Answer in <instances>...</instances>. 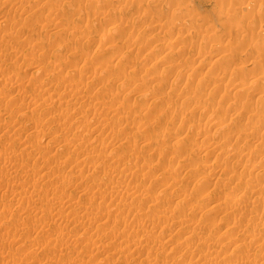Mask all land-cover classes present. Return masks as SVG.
<instances>
[{
	"label": "bare ground",
	"instance_id": "1",
	"mask_svg": "<svg viewBox=\"0 0 264 264\" xmlns=\"http://www.w3.org/2000/svg\"><path fill=\"white\" fill-rule=\"evenodd\" d=\"M22 1L23 0H0V7H9L11 10L10 7L14 9V7H20L23 4L27 5L25 3L22 4ZM47 1L49 5H47L46 2L45 4L46 6H50L48 8L49 10H47L45 15V11L44 13L42 12L44 16L39 19V22H35L39 23L41 28L46 29L51 26L52 21L54 23L53 19L56 18L52 16L56 14L59 17H63V14L64 16L66 14L74 15L77 19V23L73 22L74 19H72L71 16L73 20L72 22L70 21L71 24L69 21H66L69 23L68 25H70L66 27L68 29L63 28L64 31H58L59 20L57 18L58 27L55 25L56 30L51 32L54 25L53 27L51 26L52 28L49 27L51 28L49 31L51 33L48 35L49 37H53L52 42L47 44L49 48L47 46L46 49L41 51L43 55L45 53L47 55V64L44 62L45 65L40 63L37 65L38 63L36 64L33 61H29L31 60L30 58L27 59V65H33L34 63L31 76L41 72L44 78V80H40V82L37 83H35V80L33 81L31 77L28 78L30 80L32 79V84L30 83V85H34L35 87L33 86V88L37 92H32L34 95L32 94L29 99L24 98V94L21 96V92H19L21 93L20 95L8 93L9 97L7 98L14 106L16 105V110L10 108V106L13 107L11 103L6 104H10L9 107L0 105V115L3 114V118L1 117L0 119V129L2 128V130H4L0 134L1 137H5L9 140L3 143L4 141L1 139L2 143L0 142V178L4 176V174L8 175L10 179V176H13V180L17 177V180L15 182L13 181L14 186H12V181H10V189L11 191L13 188L18 189L17 193H13L14 190L12 193L14 197L17 196L18 204L17 202L15 204H17L16 208L20 205L19 209L21 213H19V211L15 213L11 211L14 215L19 213L18 215L21 214L24 216L25 214V216H31V219L33 217V224L31 221L29 222L30 224H28L32 226L29 231L31 230L32 233H39V236L41 234L45 240L42 239L43 243H39L37 240L38 238L34 239L32 237L33 240L29 241L28 247H26L27 245L23 247L24 243L21 242L22 240L19 241V243L21 242L22 244L17 243L18 239L22 236H19L20 238L17 236L18 239H15L14 236L20 234L17 233L14 235L16 232L13 231V228L7 227L9 225L8 223L7 226L3 225V228H9V230L11 228L13 230L1 231L4 233L0 232V245L5 243L6 246L10 244L11 247V245L14 246L13 244H15V242L16 245H18H15L16 248H14L15 251L13 252L6 250V252L0 251V263L28 264L25 260L27 258L32 262L31 264H99L104 261H108L106 262L107 264H109V262L112 264L111 262L114 260L113 257L121 258L123 254L125 255L127 252L130 258L123 259L124 264H130L132 260H138L136 262L137 264H264V0H200L203 6H205L203 16L210 20L215 18L220 26L218 30H221V32H218L217 29L216 31L213 30V26H207L208 33L199 35L198 32L196 33L198 30L197 25V30L194 33H188L187 30L189 29L186 28L187 30L185 29V32L187 33H181L182 35L179 33V35L175 37H173L174 29L180 25L185 27L190 21L183 22V20L179 22L183 19L182 15V18L179 16V12L181 13L183 9V4L181 3L183 0H170L169 4H166L169 6L173 5V8L175 6V10L176 7L181 8L179 11L178 9L176 10V13L178 11L177 17H173L176 13L172 14L173 16L170 22L168 21L169 23L164 20L165 23L169 24L168 26L170 29H166V32H168L167 35L170 38H167V35H161V33L156 30L168 28L164 26V21H161L163 17L160 19L156 18L157 20L153 17V14L154 16L156 14L162 15L164 11L162 8L164 3L160 4L162 0H145L144 3H142L143 0H81V4L80 0H61L63 1V5L58 3V0L57 2H52V0H50V2L49 0ZM41 2H43V0ZM115 2L120 4H116ZM186 2L184 0V3ZM35 3L33 2V4ZM133 3H135V5H133ZM31 4L32 3H30L29 6H32ZM121 4L124 6H121ZM24 5L22 7H24ZM183 6H185L187 10L190 7L188 4H184ZM193 6L196 7L192 5L191 9H193ZM124 7L126 8L123 9ZM32 8H30V10ZM171 8H169V11ZM20 9L18 8V10ZM34 9L38 10L39 13H36L37 15H41L38 8ZM130 9H133L131 10L133 11V13H131L132 20H127L126 14L129 13L128 11ZM191 9L190 11L192 12ZM14 11L15 10H13V12ZM166 11H168V8ZM193 11L195 10L193 9ZM30 13L31 12H29V14ZM27 14H25V16ZM185 14L189 16L187 15L189 14L188 12ZM191 14H193V12L190 13L189 18L191 17L193 19V17H196H192ZM11 17H13V15ZM16 17L18 18V16ZM178 17L181 19L175 20L176 18L178 19ZM152 18L155 19V21L152 20ZM64 19H66V17ZM194 19L196 22L198 20L199 22L201 21L200 24L203 23L202 21H205L203 18ZM10 20H14L13 22H15L16 19ZM18 20L19 19H17V21ZM29 20H31L30 17ZM33 20L36 19L34 18ZM136 21L137 23L143 22L142 24L139 23L143 25L141 26L142 28L145 24L148 25L146 31L142 30L144 36L141 35L142 31H137L138 29L135 28ZM147 21L150 23H146ZM28 23L25 22L24 24L26 25H20L22 28H24V26L26 27L24 33L21 35L28 33L26 30L27 28L31 29L29 28L31 26H27ZM128 23L131 28L128 26ZM190 23L189 27H191L192 24L194 25V22H192L191 25ZM16 24L17 23H15L14 26ZM30 25L33 24L30 23ZM61 25L62 24H60V26ZM18 26L19 25H17L16 28H18ZM149 26L150 28H154H152L150 32H148V29H150L148 28ZM2 29H4V27L0 30ZM202 29L200 28L199 32L202 31ZM8 30L9 29H4L6 34H2V31H0V43L3 42V35L9 36L11 34L12 29L11 32H8ZM18 32L20 33L21 30ZM34 32L32 30L33 34ZM144 32H148L150 35L149 38L154 39L151 42L148 41V45H145L146 47L148 46L147 48L140 45L143 43L138 41L140 40L138 37H146ZM48 35L46 37H48ZM10 36L12 37V35ZM10 36L8 39L11 38ZM18 36L19 35H17L16 38ZM25 38L24 36V39ZM13 39H15V37L12 38V40ZM19 39L17 38L16 41ZM7 40L5 42H7ZM30 40L31 39H29V41ZM48 40L50 39L48 38ZM24 41L27 40L25 39ZM34 41H32V43ZM36 41L35 48L37 46ZM39 41L42 42L41 39ZM81 41L93 47L92 52L89 51L90 54L79 45ZM141 42L145 41L141 40ZM7 43L4 45L5 47L2 46L3 48L1 45L4 44V42L0 44V65L3 61L8 62L9 60L8 58H4L7 55L5 54L6 51H14L12 52L15 53L13 54L14 56L19 52L16 50V53L12 45L10 47L6 46ZM23 44L24 43H22V46ZM178 45L184 46L178 47ZM19 46L21 45L19 44ZM208 46L215 49L216 52L218 51V54L216 53V55L214 54L215 56H213L212 52L215 51H211L210 49L211 53L208 52L209 55L204 53V55L203 52L208 48L205 50L203 49ZM34 47L31 46V50H33ZM63 49H65L66 52H63ZM153 50L154 53L158 52L156 50H159L158 53L160 56H158V53H156V55L153 54L155 56L151 55ZM138 51L141 53L139 57L135 56L136 54H140L136 53ZM21 52L23 51L21 50ZM192 52L194 57H190ZM21 54L19 53L16 56V60L24 62V58L18 60V56H24L26 58L25 54ZM184 55H189L190 61L192 58L199 59V61L201 60V64L202 62L204 63L206 57V61H211L207 64V66L211 64V67L209 66V69L207 68L208 72L205 73L206 70L204 71L205 75L203 74L201 78L197 79L195 86L193 85L194 81L193 84H190V82L196 80L195 78L198 77V75L194 78L192 73L194 75L195 72L197 74L199 71L194 70L192 67L194 72L190 70L188 72L187 67L189 66L187 63L189 61L187 63L185 62V60L187 61L188 59L183 58L184 61L181 59ZM200 55H202V57H200ZM35 58L36 57H34V59ZM41 59L42 58H40V60ZM5 62H3V66H5ZM40 62H42V60ZM195 62L196 60L193 63L195 64ZM11 63L12 62H10L9 66H11ZM199 64L198 62L197 65L199 66ZM12 66H15L14 62ZM18 67L16 66V68H13L17 69ZM204 68H206V66L202 68L201 72H203ZM15 73H17V75L19 74L18 71ZM153 74H155V76H153ZM13 75H5L1 72L0 83L4 82L7 84V82H9L13 84L11 82L14 80L12 79ZM170 75L174 76L173 81L170 78L171 82L168 79ZM18 76L20 77V75ZM39 76L41 77L40 74L36 77L40 79ZM14 77L17 78L18 81L21 79L17 77L16 74L13 78ZM52 77L54 79H52ZM190 77L191 80L189 81ZM181 78H185L186 83L185 80ZM146 79L150 80V83H153L152 86H157L151 87L149 85L151 89L148 90L151 92H145L146 88H141ZM180 80L181 84L183 82L185 83V87H183L184 89L181 91L179 88L180 85L178 86ZM168 81L169 91H174L178 98H182L180 99L181 101H191L188 106L175 107L177 105H175L174 102H176L178 98L175 100L173 96L175 100L173 102L170 99L171 96L168 94L169 92H158L160 89L162 91V85L164 86ZM20 82L22 81L20 80ZM109 82H113L115 86H107ZM17 83L14 84L19 88ZM190 85H193V87ZM0 86H3V84H0ZM177 86L178 93H176ZM207 87L211 89L208 91L206 89ZM6 90L11 92L8 88ZM27 91L30 92V90ZM132 91H136V95H134L133 99L136 97L137 99L145 101L142 103L144 105L141 103L139 104V102L138 104L133 103L134 101L130 104L129 100H127L128 103L119 99L121 96H119L120 92L127 95ZM6 92L7 91H3L0 87V103L4 96L6 97ZM218 93H221L219 98L221 101L219 99L218 102L217 100L213 101ZM30 94L31 93L28 95ZM160 94L161 96H159ZM150 95L151 98L149 97ZM148 100L149 103L146 102ZM160 102H162L161 104H163V106L159 105ZM64 104L69 105L73 110L72 112L77 111L75 115L69 114L68 110L71 109L64 107ZM186 104L187 103H185V105ZM190 105H192L191 108ZM39 107H41L43 111L47 110L46 114H49L46 119L43 114L45 121H42L40 118L41 111L39 113L36 112V115L33 114L35 113V108ZM48 109L52 110L48 111ZM194 109L196 112L200 110L201 114L205 113L204 116L202 115V118L207 115V119L204 118L205 120H203L198 117V119L190 120L188 115L192 114V111L195 112ZM12 115H16L17 119L18 117H23L25 118V120H23L24 122L27 121V123L33 124V130L30 132V135L33 134V137L36 136V138H32L27 133L28 136L24 133L26 137L23 139L22 137L19 138V134H21L19 131H22L23 127L14 125L13 122L15 121L13 118H15V116L11 117ZM114 115L115 117L117 115L118 118H114ZM154 116H158L159 118L166 116L170 117V119L172 117V123L174 124L175 121L178 120L180 123L179 127L182 129H176L177 131L174 130V132L172 131V126L171 131H167L166 129L160 131L159 126V131L157 132L158 129L154 130L155 125L152 127L153 124L151 126L149 124L156 120L153 119ZM192 117L190 116V118ZM113 118L117 121L118 119L121 120L124 124L122 125V123H119L122 125L119 127L117 124L118 122L115 120L117 126H114L112 123ZM151 120L154 121L151 122ZM159 121L160 119H158L157 122ZM164 122L167 123L169 121L166 122L165 120ZM161 123L163 124V122ZM46 124L49 128H52L53 131L51 130L52 134H49L48 139L46 138L47 140L43 147L40 143V136H44V134L48 132H44L45 130L43 131V127L41 126H45ZM154 124H156V122ZM22 125L24 124L22 123ZM175 127L177 126L175 125L174 128ZM88 129H92L94 133L98 132L92 135L88 133L90 132ZM86 130L89 135L85 134ZM70 131H72V133L68 135ZM100 132L102 135L105 133L106 136L100 137ZM170 132H174V134ZM190 133L193 137L197 134L200 136L192 139L193 137H190ZM29 137L31 138L30 140H28ZM182 137H186V139L190 137L188 139L189 143L191 144L194 142L192 146H190L189 143L188 145L190 147H188L187 144L185 145L184 142L186 141H184ZM190 139L194 141L191 142L192 140ZM182 140L184 142H182ZM248 141L255 144L247 146V150L243 149L242 151L244 152H242V154H237V156L248 157V159L255 157L253 161L251 160L255 164L253 166L254 174L245 173L247 162L245 163L243 161L245 164H242L241 160L243 158H241V160H235L239 166H243V172L238 174L237 172L239 171L237 168V172L235 173L234 168L230 169V166L228 167V164H226L225 157H231L232 159L236 153L241 152L239 151V145L242 144V142L246 145L244 142ZM232 142H234V144L235 142L241 143H236L239 145L234 147L232 144L230 145ZM14 143L17 144V148L12 147V145L15 146ZM50 144H54L52 146L53 148H50L53 150L46 149ZM166 147L170 151L168 155L165 154L167 150ZM51 151L53 152L51 153ZM190 151L195 154H197V151H199V153L204 152L203 155L205 156H216L211 158V163H207L210 162V159H208L209 161L206 160L207 164L204 162L203 164H206L204 166L201 158H199L201 162L200 160H197L198 162L194 161L197 163L200 162L202 164L200 168H204L203 171H201L203 175L198 173L201 175L199 178H197L198 175L195 176L194 174L193 176L195 179L197 178V181L193 179L194 182L196 181L195 186H197V188H195L194 191L191 190L192 192L188 190L189 193H187V186L184 184L183 187L185 186L187 195H184L182 192V194L177 193V196H175L177 199L173 197L175 201L171 198L173 202L167 204L165 200L167 201V198H170L171 194L167 196L168 192L166 191L171 188V191L176 190L175 187H178L176 182L178 178H180L178 176V172H180L178 168L181 169L182 167L180 162V167H177V169H172L175 167L170 168V164L173 161L175 162V160L183 162L185 159L186 161V156H190ZM120 152L121 154H119ZM172 152L175 153V156H171L172 154L170 153ZM185 153H188V155H184ZM61 154L64 156L62 159ZM146 155L149 157H146ZM183 155L185 158L183 157V160H178L179 157L181 158ZM30 157H35L33 163L30 162ZM156 157L159 162L154 161ZM166 157H168V163L164 164L167 165H153L156 164V162L161 163L160 159L165 160ZM208 157L206 156L205 158ZM152 158L155 162L153 164L150 162ZM245 160H247V158ZM36 162H38V164H36ZM231 162L233 163L234 161ZM185 163L187 164V162ZM174 165L176 164L174 163ZM187 165L185 166L184 164V168L187 167ZM233 165L234 164L231 166L234 167ZM110 166L111 169L106 168ZM192 166L194 167V165ZM192 166H189V168ZM214 166L221 168L220 171L229 169L228 172H225V181L219 179L220 177L218 175L220 173L213 177L215 181L209 178V174L211 170L214 169ZM237 166H235V168ZM207 167L211 168L209 169ZM184 168L183 170H185ZM66 169L71 171L70 176L69 174H65V171H67ZM153 169L156 171L154 170L155 172H152ZM161 169L162 173H159L158 176L156 175L157 179L155 177V180H153L156 182L157 188L152 190V192L158 190L154 195L151 193L153 195L151 197V191H148L149 187L148 185L146 186V182L151 176L153 177L154 173L159 170L161 171ZM191 174L192 172L189 175ZM160 175L163 176L161 179H165L167 176V178H169V180L167 179L168 182L166 179L164 180L165 182H162L163 179L162 181L160 180ZM8 176H6L7 180ZM182 176H184V174ZM146 177L149 178L144 181ZM187 178L190 177L187 176ZM183 180L185 181L186 178ZM0 181H5V179H0ZM153 181L151 180L150 183ZM219 181H222V183ZM226 182L227 184H234V188L230 185L232 189L224 194H220V192H224L221 188L224 186H222V184ZM6 183L5 181V184ZM181 184H183V182ZM216 185L220 186L217 188ZM150 186H152V184ZM7 187L9 188L10 186L7 185ZM216 188L219 189V192L218 190L216 191ZM179 189H181V187H179L178 190ZM70 190H77L78 195H72V193L69 192ZM9 194L11 195V193ZM196 196L199 197V200ZM10 197L12 198L13 196ZM84 198H86L87 201H83ZM13 199L14 198H12V200ZM6 200L4 202L5 204L7 203ZM203 200H205L207 207L201 211L197 218H195L194 215L193 218L188 217V213L196 208V203L199 206L200 202ZM168 201L170 202V200ZM4 203L0 202V204ZM145 204L149 208L142 211ZM9 206L11 205L9 204ZM4 209L6 210V207L3 209L0 208V230L3 218L8 214L3 211ZM7 210H9L8 207ZM215 210H219L220 213H215ZM63 212H65V214ZM20 217L17 218L16 216L18 221ZM53 219L58 222L59 220L62 221L60 223H64L65 226L71 227L70 225H72L75 227V230L79 232H73L74 230L67 229L65 226L64 228L63 226L59 228L57 225L55 227L54 224L57 223V221L53 222ZM7 220H10V218ZM12 222L13 221H11V223ZM92 222L96 224L91 225ZM222 223L225 224L222 226ZM173 225L174 230L169 232L170 234L168 233L165 236L160 234V232L170 229ZM14 226L17 227L16 225H13V227ZM76 227L78 228L76 229ZM17 228H19V226ZM98 228H103V230L100 232ZM20 229L21 227L19 230ZM215 229L219 230L218 233L214 235ZM29 231L27 233L32 234ZM105 236V240L102 241ZM215 237L222 238L219 246L215 244ZM27 240L28 238L26 241ZM165 243H169L167 249L172 253L171 256L170 254L168 255L170 259L168 256L166 258L164 254V249H166L164 247ZM8 246L6 249L9 248L10 250L12 247L10 248ZM104 248H107L108 251L100 253ZM64 255H67L66 258H63ZM94 256H96V262L92 260ZM110 259L112 260L110 261ZM113 262L115 263V260Z\"/></svg>",
	"mask_w": 264,
	"mask_h": 264
},
{
	"label": "rangeland",
	"instance_id": "2",
	"mask_svg": "<svg viewBox=\"0 0 264 264\" xmlns=\"http://www.w3.org/2000/svg\"><path fill=\"white\" fill-rule=\"evenodd\" d=\"M23 1H24V2H23ZM23 1H22V4H23V3L27 4V5H24V4H23L24 7H22L23 5L20 6V7H19V6H18V7H14V9H12L13 7H10L11 10L9 9V7H7V8H6V7H0V8H1V11H0V12H1V13H0V17H1V18H0V27H1V28L4 27V29H9L8 32H9V31L11 32V29H12V32H11V34H10V35H12V37L9 35L11 38L8 39V37H9L8 35H3V38H2L3 40H2V41L4 42V44H2L3 42L0 43V44H2L1 47L4 46V45L8 42L6 46L10 47V46L12 45L15 51H16V50L19 51L18 53H17V51H16L17 54H16L15 56L13 55V54H15V53H12V52H14V51H11V52H10V51L8 50V51L5 52V54H7V55H6L4 58H5V59L8 58L9 60H8V62L3 61V62H5V66H3L4 64H3V62H2V64L0 65V66H1V67H0V73L3 72L5 75H7V74H9V75H13V74H14V75H15V74H16L17 77H19L18 75H20L19 78H21V79H19V81H18L17 78H15V77L13 78V76H14V75H13V76H12V79H14V80L11 81L13 84H11V83H9V82H7V84L4 83V82H1V83H0V84H3V86H0L1 89H2L3 91H7V92H6L7 94L5 93V94H6V97L4 96V98L1 100V103H0L1 106H2V105H6L7 103H11V102L9 101V99L7 98V97H9L8 93H11V94H12V93H16V94H19V95L22 93L21 96L24 94L26 97H25L24 95H23V97L26 98V99H29L30 96H31L32 94L34 95V93H32V92H35L36 90L33 88L34 85H33V86L30 85L31 80L33 79V81L35 80V83H37V82H40V80H41V81L44 80V78L42 77V73H41V72L39 73V74L41 75V77L39 76L40 79H38V77H36V76L39 75L38 73H37V74L35 73L34 75L32 74L33 76H31V71L33 70V69H32V66L34 65V63H36V64L38 63L37 65H39V63H40V64H44V62H45V64H47V63H46V60H47L46 57H47V55H46V53H45V54H44L45 57H44V55L41 53V51H42L43 49H46V48H47V46H48L47 44H48V43L50 44V42H52V38H53V37H51V36L49 37L48 34H50L53 30H54V31L56 30V29H55V25H57V21H58V20H59V23H60V22H63V23H60V24H62L61 26H60V24L58 23L59 28H57L58 25H57V27H56L58 31H59V30H60V31H64L63 28L68 29V28H66V27L70 26V25H68V24H69V23L71 24V22L73 21L72 19H74L73 22H76V23H77V19L75 18L74 15L66 14L67 16H66V15L64 16V14H63V17H64V18L66 17V19H64L62 16L59 17V16L56 14L55 16H52L53 18L56 17L55 19L52 18V19L54 20V23H53V21H52V24H51L52 27H53V25H54L53 29H51V28H52L51 26H49V27H51V28L47 27V28H48V29L46 28L47 30H46L45 28H41V27H40V24H39V23H35V22H39V19H41V18L46 14L47 10H49L48 8H49L50 6H46V4H47L48 1H47V0H46V1L43 0V2H41L42 0H41V1H39V0H28V1L23 0ZM60 1H61V0H58V3H61V5H63V1H61V2H60ZM162 1H163V2H162ZM162 1L160 2V4H163V3H164V4L162 5V8L164 9V11L162 12V15L160 16V15L156 14V15L154 16V14H153V17H155V19H156V18H157V19H158V18L160 19L161 17H163V20H162V18H161V21H162V22H163L164 20H165L166 22H168V21L170 22V19H171V17L173 16L172 14L176 13V10L178 9V11H179V9H181V8H179V7L177 8V7H176V10H175V9H174L175 6H174V8H173V7H172L173 5H170V6L172 7V8H171V7L168 5L170 0H162ZM166 1H168V2H166ZM180 1H181V0H180ZM28 2L32 3L31 5L33 6V8H32V6H29L30 3H28ZM33 2H34V3L36 2V3H35L36 5L33 4ZM38 2H39V3H38ZM40 2H41V4H40ZM45 2H46V4H45ZM49 2H50V0H49ZM52 2H57V0H52ZM144 2H145V0H143L142 3H144ZM185 2H186V0H185ZM82 3H83V2H82ZM115 3H116V2H115ZM166 3H168V4H166ZM181 3H182L183 5H184V4H188V6H190V7H189L190 9H191V6H192V5H195L196 7H194V6L192 7L195 11H193V9H191L192 12H193V14H191V15H192V17H193V16H196V17H193V19L190 17V18H191V19H190L189 16H190V13H192V12L190 11L189 8H188V10H187V9L185 8V6L182 5L183 9H182L181 13L179 12V16L181 17V15H182L183 19H181L182 17H181V18L178 17V19H177V18H176V19L174 18L175 20H180V19H181L179 22H181V21H183V20H184L183 22H185V21H186V22H189V21L191 22L192 20H195L194 18H196V19H197V18H199V19L203 18V19H205V21H202V22H203V23H202L203 25L200 24L201 21L199 22V20H198L197 22H196V20H195V21H192V22H194V25H193V24L191 25L192 22H191V23L189 22L190 25H191V27H189V23H187L186 25H188V26L185 25V27L180 25V26H178L177 28L174 29L173 37L179 35V33H180V34H181V33H182V34L187 33V32H185V29H186V28L189 29V30L186 29V30L188 31V33H194V32L197 30V29H196V28H197V25H198V30L196 31V33L198 32L199 35H205L206 33H208V32H207V29H208V28H206L207 26H213V30L216 31V29H217L218 32H221V30H218V29L220 28V26H219V23L215 20V18H214L213 20H210L209 18H206V17L203 16V15H204V9H205V6H203V3H201L200 0H189V1L187 0L186 3H184V0H183V1H181ZM42 4H43L44 6H43ZM80 4H81V0H80ZM116 4H120V3H116ZM136 4H138V3H136ZM191 4H192V5H191ZM39 5H40V6H39ZM47 5H49V3H48ZM129 5H130V4H129ZM133 5H135V3H133ZM166 5H167V6H166ZM26 6H28V7H26ZM41 6L44 7V8H42ZM121 6H124V5L121 4ZM40 7H41V10H40ZM46 7H47V8H46ZM2 8H4L5 11H4V9H2ZM18 8H19V9L21 8V9L18 10ZM30 8L33 9V12H32V9L30 10ZM34 8H38L39 11H40V13H41V15H39V14L37 15L36 13H39V12H38L37 9H36V10H37V11H36ZM45 8H46V9H45ZM125 8H126V7H124L123 9H125ZM167 8H168V11H166ZM169 8H171L172 11H171V10L169 11ZM42 9H43V11H42ZM2 10H3V11H2ZM13 10H15L16 12H15V11L13 12ZM28 10H29V11H28ZM34 10H35V13H34ZM131 10H133V9H130V10L128 11L129 13L126 14V19H127V20H130V19L132 18V17H131V16H132L131 13H133V11H131ZM173 10H174L175 12H174ZM44 11H45V13H44ZM178 11H177V13H176L177 15L174 14L173 17H177V16H178ZM185 11L189 13V14H187V15H189V16H186V14H185L186 12H185ZM2 12H3V13H2ZM29 12H31V13L29 14ZM42 12L44 13V15H42V14H43ZM68 12H69V11H68ZM166 12H167V13H166ZM169 12H171V13H169ZM5 13H6V14H5ZM13 13L16 14V15H14ZM27 13H28V14H27ZM33 13H34V15H33ZM168 13H169V15H168ZM9 14H10V15H9ZM17 14H19V15H17ZM25 14H27V15L25 16ZM170 14H171V15H170ZM12 15H13V17H11ZM31 15H32V16H31ZM36 15H37V16H36ZM167 15H168V16H167ZM6 16H7V17H6ZM16 16H18V18H17ZM19 16H20L21 19L19 18ZM22 16H23L24 18H23ZM34 16H36V17H34ZM68 16H70V17H68ZM71 16H72V19H71ZM129 16H130V17H129ZM185 16H186V18L184 19ZM4 17H5V18H4ZM15 17H16V18H15ZM29 17H30L31 20H29ZM37 17H38V18H37ZM39 17H40V18H39ZM73 17H74V18H73ZM187 17H188V18H187ZM3 18H4V19H3ZM25 18H26V20H25ZM32 18H33V19L35 18L36 20H33ZM57 18H58V20H57ZM69 18H70V20H69ZM10 19H16V20H15V22H13L14 20L11 21ZM17 19H19L18 21H20V22H18ZM67 19H68V20H67ZM155 19L152 18V20H154V21H155ZM157 19H156V20H157ZM172 19H173V18H172ZM188 19H189V20H188ZM21 20H22V21H21ZM60 20H62V21H60ZM131 20H132V19H131ZM1 21H2V22H1ZM16 21H17V22H16ZM23 21H24V22H23ZM28 21H29V23H28ZM32 21H34V22H32ZM66 21H69V23L66 22ZM70 21H71V22H70ZM165 21L163 22V23H164V26H165V27H168V28H164L165 30H164V29H156L159 33H161V35H164V36H166L167 33H168V32H166V31H167L168 29H170V27L168 26V25H169V24H168L169 22H168V23H165ZM171 21H172V20H171ZM12 22H13V23H12ZM21 22H23V23H21ZM25 22L28 23V24H27L28 27L31 26V27H29V28H31V29L33 30V32L35 31L34 34H33L31 29H28V28L26 29V30L28 31L27 34H28L29 37L27 36L26 33H25L26 35H25V34H23V35L26 37L25 39H26L27 41H24V40H25V39H24V36L21 35L22 33H24L26 27L24 26V28H22V26H20V25L24 24ZM195 22H196V25H195ZM4 23H8V24H4ZM15 23H17V24L14 26ZM18 23H21V24H18ZM30 23L33 24V25H30ZM55 23H56V24H55ZM139 23L142 24L143 22H139ZM139 23H137V21H136V27H135V28L138 29L137 31H142V30H145V31H146L148 25L145 24V26L143 27L144 29H143V28L141 27V26H143V25H141V24H139ZM146 23H150V22L147 21ZM198 23H199V24H198ZM214 23H215V24H214ZM9 24H10V26H9ZM35 24H36L37 26H36ZM138 24H139V25H138ZM6 25H8V26H6ZM11 25H12V26H11ZM17 25H19L18 28H16ZM24 25H26V24H24ZM38 25H39V26H38ZM128 26H129V23H128ZM134 26H135V25H134ZM192 26H194V27H192ZM38 27H39V28H38ZM61 27H62V28H61ZM129 27H130V26H129ZM129 27H127V28H129ZM140 27H141L142 29H141ZM1 28H0V29H1ZM130 28H131V27H130ZM130 28H129V29H130ZM148 28H150V26H149ZM152 28H153V27H151L150 29H148V32H150V30H152ZM200 28H201V29L203 28V29H205V30L202 29V31L199 32V29H200ZM4 29L0 30V31H2V34H6V31H4ZM13 29H14V30H13ZM17 29H18V30H17ZM23 29H24V30H23ZM38 29H39V30H38ZM40 29H41V31H40ZM50 29H51V32H49ZM139 29H141V30H139ZM153 29H154V28H153ZM166 29H167V30H166ZM180 29H181V30H180ZM20 30H21V32L19 33L18 31H20ZM22 30H23V31H22ZM36 30H37V31H36ZM159 30H160V31H159ZM176 30H178V31H176ZM182 30H183L184 32H183ZM15 31H16V32H15ZM39 31H40V32H39ZM189 31H190V32H189ZM36 32H37V33L39 32V33L37 34ZM148 32H146V33L144 32L146 37H141V38L138 37V38L140 39V40H138V41H139L140 43H143V44H140V43H139L140 45H143V46L148 45V44H147L148 41L151 42L152 40H154L153 38H149L150 35L148 34ZM164 32H165V34H164ZM29 33H31V34H29ZM142 33H143V31L141 32V35L144 36V34H142ZM176 33H178V34H176ZM204 33H205V34H204ZM16 34L19 35L17 38H18V39L20 38L18 41H16V40H17V38H16L17 35H16ZM36 34H37L38 36H37ZM39 34H40V36H39ZM182 34H181V35H182ZM34 35H35V36H34ZM47 35H48V37H46ZM141 35H140V36H141ZM4 36H5V37H4ZM20 36H22V37H20ZM14 37H15V39L12 40V38H14ZM39 37H40V38H39ZM166 37H167V38H170L168 35H167ZM4 38H5V39H4ZM21 38L24 39V40H22ZM32 38H33L35 41L37 40V41H36V43H37L36 48L34 47V46L36 45V44H35V41H34ZM37 38H38V39H37ZM48 38H49L50 40H48ZM7 39H8V40H7ZM29 39H31V40L29 41ZM40 39H41L42 42L39 41ZM43 39H44V40H43ZM46 39H47V40H46ZM145 39H146V40H145ZM6 40H7V42H5ZM141 40L145 41L146 43H145V42H141ZM224 40H225V39H224ZM10 41H11V42H10ZM22 41H23V42H22ZM32 41H34V42L32 43ZM46 41H47V42H46ZM0 42H1V41H0ZM21 42L24 43V44H23L24 48H23ZM27 42H30V43H27ZM10 43H12V44H10ZM14 43H15V44H14ZM25 43H26V44H25ZM38 43H39V45H44V46H39ZM41 43H42V44H41ZM84 43H85V42L81 41V42L79 43V45L82 46V47L84 48V50H85V51H88V53L90 54L89 51L92 52V50H93L92 48H93V47H92V46H89V44H87V43H85V44H84ZM16 44H17V45H16ZM19 44H20L21 46H19ZM27 44H28V45H27ZM81 44H82V45H81ZM139 44H138V45H139ZM182 44H183V43H182ZM184 44H185V43H184ZM84 45H85V46H84ZM149 45H150V43H149ZM17 46H18V47H17ZM31 46L34 47L33 50H31ZM38 46H39V47H38ZM143 46H142V47H143ZM183 46H184V45H183ZM183 46H182V45H178V47H183ZM4 47H5V46H4ZM40 47H41L42 49H41ZM50 47H51V46H50ZM142 47H141V48H142ZM145 47H146V46H145ZM147 47H148V46H147ZM147 47H146V48H147ZM2 48H3V47H2ZM21 48H22V49H21ZM48 48H49V46H48ZM141 48H140V49H141ZM149 48H150V46H149ZM203 48H204V47H203ZM206 48H208V49L205 50ZM88 49H89V50H88ZM210 49H211V51H215V52H212L213 56H215L216 53L218 54V51L216 52L215 49H212V48H210L209 46H208V47H205V48L203 49V50H205L204 52L202 51L203 54L205 53V54L207 55L208 52L211 53ZM21 50H22L23 52H21ZM39 50H40V52H39ZM149 50H152V49H149ZM208 50H209V51H208ZM85 51H84V52H85ZM139 51H140V50H139ZM139 51L136 52V53H140ZM141 51H142V50H141ZM156 51L159 52V50H156ZM26 52H27V53H26ZM28 52H29V53H28ZM63 52H66L65 49H63ZM142 52H143V51H142ZM158 52H156V53H158ZM9 53H10V55H9ZM19 53H20V54L22 53L21 55H24V54L26 55V58H25L24 56H23V57L18 56V60L21 59V58H24V62H21V60H19V61L16 60V56H17ZM136 53H135V54H136ZM156 53H154V50H153L152 53H151V55H153V54L156 55ZM11 54H12V55H11ZM38 54H39V55H38ZM65 54H67V53H65ZM158 54H159V53H158ZM203 54H202V55H203ZM205 54H204V55H205ZM214 54H215V55H214ZM29 55H30V57H29ZM42 55H43V56H42ZM140 55H141V53H140L139 55L136 54L135 56H138V57H139ZM155 55H153V56H155ZM202 55H200V57H202ZM204 55H203V56H204ZM208 55H209V54H208ZM210 55H211V54H210ZM158 56H160V54H159ZM191 56L194 57V56H193V52H192V54L190 55V57H191ZM34 57H36V58L34 59ZM156 57H157V56H156ZM187 57H189V55H184L181 59H182L183 61H184V59H188L187 61L185 60L186 63L189 61V62L187 63L188 66H189V67H187L188 72H189V70H190V71H193V69L199 71V72L197 71V72H198L197 74H196V72H195L194 75H193V73H192V76H193L194 78L198 75V77L195 78L196 80H192V81L190 82V84H193V81H194V84H193V85L195 86V84H196V82H197V79H198V78H201V77L203 76L204 71L206 70L205 73L208 72V69H209L208 67H209L211 64L208 65V66H207V64H208V62H209L210 60H209V61H206V60H207V57H206V59L204 60V63L202 62V64H201V62H200L201 60L199 61V59L197 60V59H195V58H192L191 61H190V60H189L190 57H189V58H187ZM11 58H12V59H11ZM28 58L31 59V60H29V61H33V62H34L33 65H32V64H31V65H27V63H28V62H27V59H28ZM40 58H42V59H41L42 62H40V61H41ZM173 58H174V57H173ZM173 58H171V59H173ZM183 58H184V59H183ZM32 59H34V60H32ZM44 59H45V60H44ZM35 60H36V61H35ZM37 60H39V61H37ZM75 60H77V59H75ZM195 60H196L197 63L195 62V64H194L193 62H194ZM10 62H12V63H11V66L13 65V62L15 63V66H12V67L9 66V65H10ZM198 62H199L201 65L199 64V66H198V65H197ZM210 62H211V61H210ZM210 62H209V63H210ZM64 63H65V62H64ZM192 63H193V64H192ZM16 64H17V65H16ZM45 64H44V65H45ZM245 64H248V63H245ZM190 65H191V66H190ZM202 65H203V66H202ZM2 66H3L4 68H3ZM16 66H17V67L19 66V67L17 68L18 70L15 69ZM205 66H206V68H204V69H203V72H201L202 68L205 67ZM250 66H251V65H250ZM10 67H11V68H10ZM13 67H15V68H13ZM192 67H193V69H192ZM197 67H198L199 69H198ZM200 67H202V68H200ZM210 67H211V66H210ZM7 68H8V69H7ZM12 68H13V70H12ZM190 68H191V69H190ZM195 68H196V69H195ZM207 68H208V69H207ZM1 69H2V70H1ZM10 69H11V70H10ZM6 70H7V71H6ZM16 70H17L18 73H19L18 75H17V73H15V72H17ZM4 71H5V72H4ZM9 71H11V72H9ZM7 72H8V73H7ZM13 72H14V73H13ZM159 72H160V71H159ZM193 72H194V71H193ZM11 73H12V74H11ZM138 73H139V72H138ZM195 74H196V75H195ZM199 74H201V75H199ZM135 75H137V74H135ZM204 75H205V74H204ZM153 76H155V74H153ZM189 76H191V75H189ZM192 76H191V77H192ZM30 77L32 78L31 80L28 79V78H30ZM33 77H34V78L36 77L37 79H36V78L34 79ZM168 77H169V76H168ZM181 77H182V76H181ZM191 77L189 78V81L191 80ZM41 78H42V79H41ZM170 78H171L172 81H173L174 76L170 75V77L168 78L169 81L171 82V79H170ZM16 79H17V80H16ZM52 79H54V78L52 77ZM181 79H182V78H181ZM20 80H21L22 82H20ZM23 80H24V81H23ZM37 80H39V81H37ZM134 80H135V78H134ZM182 80H185V83H186V79H185V78H183ZM17 81H18V83H17ZM148 81H149V82H148ZM169 81H168V83H166V84H168V85H166V84H164V86L162 85V87H161V88H162V91H161V89H160L158 92H159V93H161V92H164V93L167 92V93H168V92H169L168 94L172 97V98L170 97V99L174 102V101L176 100V98H178V97L176 96V94L174 93V91H173V92L169 91V88H168V87H169ZM27 82H28V83H27ZM51 82H53V81H51ZM150 82H151L150 80H147V79H146L145 82H144L145 85L143 84V85L141 86V88H142V87H143V88H146L145 92H151V91L148 90V89H151V87H157V86H152L153 83H150ZM14 83H17V85H19V88H18V86L16 87V84H14ZM185 83L183 82V83L181 84V80L179 81L178 86L180 85V86H179L180 91H181L182 89H184L183 87H185ZM4 84H5V85H4ZM9 84H10V85H9ZM31 84H32V83H31ZM24 85H25V86H24ZM109 85H110V87H111V86H112V87L115 86L113 82H109V83L107 84V86H109ZM149 85H150L151 87H150ZM193 85H190V86L193 87ZM7 86H8V87H7ZM10 86H11V87H10ZM13 86H14L15 88H14ZM30 86H32V87H30ZM147 86H148V87H147ZM178 86H177L176 93L179 92V91H178ZM12 87H13V88H12ZM34 87H35V86H34ZM164 87H165V88H164ZM7 88L9 89V91L11 90V92H8V90H6ZM16 88H17V89H16ZM31 88H32V89H31ZM167 88H168V89H167ZM228 88H230V87H228ZM18 89H19L20 91H19ZM206 89L209 91L211 88H210V87H207ZM27 90H30V92H28ZM31 90H32V91H31ZM165 90H166V91H165ZM207 90H205V91H207ZM17 91H18V92H17ZM156 91H157V90H156ZM156 91H154V92H156ZM19 92H21V93H19ZM36 92H37V91H36ZM36 92H35V93H36ZM158 92H157V93H158ZM219 92H221V91H219ZM29 93H31V94L28 95ZM135 93H136V91H132V92H130L129 94L124 95V93L120 92L119 96L121 95L120 97H122V98L119 97V99H120V100L122 99V100H124L125 102H128L127 100H129L130 104H132L133 101H134L133 103H137V104H138V102H139V104H140V103H141V104L144 103L145 101H142L141 99H137L136 97L133 99L134 95H136ZM173 93H174V94H173ZM216 93H217V92H216ZM221 93H222V92H221ZM221 93H218V95H217L218 98H217V97H214V100H213V101H216V100H217V102H218V101L220 100L219 98H220V96H221ZM171 94H172V95H171ZM27 95H28V96H27ZM151 95H152V94H151ZM151 95L149 96L150 98H151ZM159 96H161V94H160ZM173 96L175 97V100H174ZM123 97H124V99H123ZM149 97H148V99H149ZM136 99H137V100H136ZM152 99H153V98H152ZM180 99H182V98L179 97V98L176 100V102H174V104L177 105V106H175V107H178V108H179L180 106H182V107H186V106H188L189 103L191 102V101L188 102L187 100H186V101H183V100L181 101ZM218 99H219V100H218ZM7 100H8V101H7ZM135 100H136V101H135ZM144 100H145V99H144ZM213 101H212V102H213ZM220 101H221V100H220ZM129 102H128V103H129ZM146 102L149 103V100L146 101ZM181 102H182V103H181ZM86 103H87V102H86ZM147 103H146V104H147ZM161 103H162V102H160L159 105H162V106H163V104H161ZM185 103H187V104L185 105ZM11 104L13 105V103H11ZM179 104H181V105H179ZM142 105H144V104H142ZM184 105H185V106H184ZM6 106L9 107L10 104H9V105H6ZM63 106L66 107V108H68V109H69V108L71 109V110L66 109V110L69 111V114L71 113L72 115H75V112H77V111L72 112L73 110H72V108H71L69 105H65V104H64ZM191 106H192V105H190V108H191ZM15 107H16V105H15V106L13 105V107L10 106V108H14V109H12V110H16ZM40 108H41V107H39V108H35L36 110H37V109H38V110H37V111L34 110L35 113H33V114L36 115V112L39 113V112L41 111V112H40V113H41V114H40V116H41L40 118L42 119V121H45L44 118L46 119V118L48 117L49 114H48V113L46 114L47 110H44V111H43L42 108H41V109H40ZM188 109H189V108L187 107V110H188ZM30 110H33V109H30ZM50 110H52V109H48V111H50ZM170 110H171V109H170ZM194 110H195V109H194ZM188 111H189V110H188ZM42 112H43V113H42ZM192 112H193L192 114L188 115V117H189L190 120H193V119H196V118L198 119V117L201 118V119H203V120L207 119V118H206L207 115H205V117H204L205 119L202 118V117L204 116L205 113H204V114H201V111H200V110H197V112H196V110H195L196 113H195L194 111H192ZM199 112H200V113H199ZM190 113H191V112H190ZM202 113H203V112H202ZM43 114H44L45 117L43 116ZM197 114H198V116H197ZM2 115H3V114H2ZM2 115H0V119H1V117L3 118ZM194 115H196V116H194ZM200 115H201V116H200ZM202 115H203V116H202ZM14 116H15V118L17 117L16 115H12L11 117H14ZM190 116H191V117L194 116V117L190 118ZM43 117H44V118H43ZM113 117L116 118V119L118 118L117 115H116V117H115V115H114ZM165 117H166V116H164L163 118H162V117L159 118L158 116H157V117L154 116V118L152 117L153 119H156V120H155V121H154V120H151V122H153V121H154V122H153V123H149L150 126H151L152 124H153L152 127L155 125V126H154V127H155L154 130L158 129L157 132L159 131V128H160V131H163V130H165V129H166L167 131H171V130H172V129H171L172 126H173V127H172V128H173L172 131H174V130H176V129L179 130V128H180V127H179V126H180L179 124H180V123H179L178 120H176L177 122L175 121V123L173 124L172 121H171L172 117H171V119H170V117H166L168 120H167ZM15 118H13L14 121H15V122H13L14 125H16L17 127H18L19 125H20V127H23V128H22V131H19V132L21 133V134H19V135H20L19 138L22 137V139H23L24 137L30 135V132L33 130V129H32V128H33V127H32L33 124L27 123V121L24 122L23 120H25V118H23V117H22L23 119H22L21 117H18V119H17V118L15 119ZM114 118H113V120H112V123H113L114 126H117V125H116L117 122H118L117 124L119 125V127H121V126L124 124V123H122L121 120L118 119V121H117V120L114 119ZM10 119L13 120L12 118H10ZM149 119H151V118H149ZM158 119H160V121L163 122V124H162L160 121H159L160 123L157 122ZM161 119H162V120H161ZM115 120H116L117 122H116ZM165 120H166V122H167V121H169V122L165 123V122H164ZM20 121H22V122H20ZM113 121H114V122H113ZM149 121H150V120H149ZM115 122H116V123H115ZM155 122H156V124H154ZM173 122H174V121H173ZM0 123H1V122H0ZM16 123H17V124H16ZM20 123H21V124H20ZM22 123H23L24 125H22ZM25 123H26V124H25ZM119 123H122V125L119 124ZM157 123H158V124H157ZM29 124H30L31 126H30ZM159 124H160V125H159ZM165 124H166L167 126H166ZM157 125H158V126H157ZM163 125H164V126H163ZM169 125H170V129H169ZM175 125H176L177 127L174 128ZM24 126H25V127H24ZM27 126H28V128H27ZM159 126H160V127H159ZM161 126H162V127H161ZM30 127H31V128H30ZM41 127H43V128H42L43 131L45 130L44 132H48V133L44 134V136H43V135L40 136V138H41L40 143H41V144L43 145V147H44V144H45L46 140L48 139L49 134H52V131H53V130H52V128H49L47 124H46L45 126H41ZM41 127H39V128H41ZM46 127H47V128H46ZM158 127H159V128H158ZM165 127H166V128H165ZM25 128H26V130H25ZM39 128H38V129H39ZM45 128H46V129H45ZM48 128H49V129H48ZM162 128H164V129H162ZM180 129H182V128H180ZM23 130H24V131H23ZM47 130H49V131H47ZM51 130H52V131H51ZM91 130H92V129H88V131H90V132H88V133H89V134H92V135H94L95 133L98 132V131H97V132L94 133V131L92 130V132H91ZM177 130H176V131H177ZM2 131H4V130H2V128H1V129H0V133H1ZM25 131H26V132H25ZM50 131H51V132H50ZM17 132H18V131H17ZM64 132H65V130H64ZM102 132H106V131H102ZM174 132H175V131H174ZM174 132H170V133L174 134ZM22 133H23V134H22ZM24 133H25V134L27 133L28 135L26 134V136H25ZM71 133H72V131H70V133H68V135H69V134L71 135ZM88 133H87V130H86V131H85V134H88ZM93 133H94V134H93ZM9 134H10V132H9ZM89 134H88V135H89ZM21 135H22V136H21ZM45 135H47V136H45ZM88 135H87V136H88ZM99 135H100V137H105V136H106L105 133H103V135H102L101 132H100ZM190 135H191V133H190ZM190 135H188V136H190ZM30 136H31L32 138H36V136L33 137V134L30 135ZM174 136H175V135H174ZM199 136H200V135L197 134V135H195L194 137H193V135H191L190 137H193L192 139H194V138H198ZM0 137H1V134H0ZM12 137H13V136H12ZM70 137H71V136H70ZM186 137H187V136H186ZM186 137H185V138L182 137V139L184 138L183 140L186 141V142H184V141L182 140V142H184L185 145H186V144L188 145V143H189V140H188V139H189L190 137H188L187 139H186ZM3 138H5V137H1V138H0V142H1V143H2V141H4L3 143L9 141L7 138H5V139H3ZM46 138H47V139H46ZM1 139H2V141H1ZM6 139H7V140H6ZM26 139H27V138H26ZM26 139H25V140H26ZM30 139H31V138L29 137L28 140H30ZM192 139H190V140H192ZM193 141H194V140H192L191 142H193ZM193 143H194V142H193ZM193 143H191V144L189 143V145L192 146ZM236 143H239V142H235V144H234V142H232V143H230V145L232 144V146L236 147V145H237ZM240 143H241V142H240ZM240 143H239V144H240ZM244 143H246V145L243 144V142H242L243 145H242V144H240V145L238 144V145L240 146V150H239V151H241V152L236 153V154L233 156L234 158L232 157V159H231V157H228V158L225 157V161H226V164H228V167L230 166V167H229L230 169L234 168L235 173L237 172V168H238V171H239V172H237L238 174H239L240 172H243V171H242V170H243V166H239V165L236 163L237 161H235V160H238V159L241 160V158H243L244 160L242 159V160H241L242 162L240 161L242 164H245L246 162L248 163V162L250 161L248 164L246 163L247 167H246V169H245V168H244V169H245V173H246V174L250 173L251 175H253V174H254V170H253L254 168H253V166H254L255 164H254L252 161L254 160L255 157H252V159H251V158L248 159V157H246L247 160H248V161H247V160H245V159H246L245 157H238V156H237V154H242V152H244V151H242L243 149L247 150V149H246L247 146L253 144V142H251V141L244 142ZM14 144H15V146L12 145V147L17 148V144H16V143H14ZM254 144H255V143H254ZM254 144H253V145H254ZM53 145H54V144H50V145H48V147H46V149H47V148H48V149L53 148V147H52ZM189 145H188V147H190ZM238 145H237V146H238ZM244 145H245V146H244ZM251 146H252V145H251ZM186 147H187V146H186ZM250 148H252V147H250ZM166 149H167L166 152H165V151H164V152H165V154L168 155L170 151L168 150L167 147H166ZM0 150H1V149H0ZM50 150H53V149H50ZM50 150H49V151H50ZM52 152H53V151H51V153H52ZM190 152H191V153H190ZM190 152H189V155H190V156H188V157L186 156V161H185V159H184V158H185L184 155H186V154L188 155V153H185L183 156H181V158L179 157L178 160H183V159H184L183 162L175 160V162L173 161V162L170 164V168H171V167H175V168H172V169H177V167H180V165H179V162H180V164L182 165V167H181L182 170H181L180 168H178L179 171H180L181 173L178 172V174H179L178 176H179L180 178H178V181L176 182V185H178V187L175 185V186H176V187H175L176 190L171 191V190H172V188H171V189H167V191H166V192H168V193H167V194H168L167 196H169V194L173 195V196L170 195V198H167L168 200H170V202H169L168 200H167V201L165 200V202H167V204H168V203H171V202H173V201H175V198H176L175 196H177V195H176L177 193H178V194H182V193H183L184 195H185V194L187 195V193H189V191H190V192H192L191 190L194 191L195 188H197V186H195V182L197 181V178H199L201 175H203V173H202L201 171H203L204 168H202V167L200 168V166H202V164H203L204 162L206 163V162H207L206 160H208V159H210V162H207V163H211V160H212L211 158H213L214 156H216V155H214V156L206 155L207 157H208V156H210V157L205 158L206 156L203 155L204 152H203V153L200 152L202 155L199 153V151L196 152L197 154L193 153L192 151H190ZM119 154H121V152H120ZM170 154H172L171 156H173V155L175 156V153H173V152L170 153ZM111 155H112V154H111ZM147 156H148V155H146V157H147ZM200 156H201V157H200ZM63 157H64V156L61 154V159H62ZM148 157H149V156H148ZM183 157H184V158H183ZM189 157H190V158H189ZM167 158H168V157H166L165 160H161V159H160V162H161V163H158L159 160H157V157H156V159H154V161H158V162H156V164H153V163H155V162L153 161V158H152V161L150 160L151 158H150L149 160H150V162H151L153 165L156 166V165H160V164L168 163ZM182 158H183V159H182ZM188 158H189V159H188ZM199 158H201V160H202V164L200 163L201 160H200ZM40 159H41V158H40ZM175 159H176V158H175ZM29 160H30V162L33 163V161L35 160V157H30ZM166 160H167V161H166ZM190 160H191V161H190ZM197 160H198V161L200 160V162L197 163V162H198ZM203 160H204V161H203ZM251 160H252V161H251ZM164 161H165V162H164ZM194 161H197V162H194ZM208 161H209V160H208ZM231 161H234L235 163H234V162L232 163ZM243 161H244L245 163H243ZM177 162H178V164H177ZM185 162H187V164H188V162H189V164L187 165ZM227 162H228V163H227ZM39 163H40V162H39ZM174 163H175L176 165H179V166L174 165ZM195 163H196V164H195ZM207 163H206V164H207ZM255 163H256V162H255ZM36 164H38V162H36ZM172 164H173V166H172ZM184 164H185V166L187 165L188 168H187V167L184 168V166H183ZM200 164H201V165H200ZM206 164H203V166L206 165ZM230 164H231V165L234 164V165H233L234 167H232ZM236 164H237L238 166H237ZM164 165H167V164H164ZM192 165H194V167L197 165L196 167H198V168H196V167L194 168ZM189 166H192V167L189 168ZM235 166H237V167L235 168ZM241 167H242V169H241ZM106 168L111 169V166H110V167H106ZM167 168H169V167H167ZM183 168H184L185 170H183ZM191 168H193V169H191ZM205 168H206V167H205ZM207 168L210 169L211 167H207ZM213 168H214V169H212L211 172H210V174H209V178H210L212 181H215V180L213 179V177H214L215 175H217V174L220 173V174L218 175V176L220 177L219 179H222V180L225 181V175H226L225 172H228L229 169H226V171H225V169H224L223 171H220L221 168H219L218 166H214ZM190 169H191V170H190ZM240 169H241V170H240ZM66 170H67V171H65V172H66L65 174H67V175L69 174V176H70V175H71V173H70L71 171L68 170V169H66ZM154 170H155V169H153L152 172H155V171H156V170H155V171H154ZM187 170H189V171H187ZM196 170H197V171H196ZM184 171H186V172H184ZM219 171H220V172H219ZM191 172H192V174L189 175ZM221 172H224V173H221ZM159 173H162V169H161V171L159 170V171H157L156 173H154L153 177L151 176L153 179H152L151 177H150V178H149V177H146V179H144V181H145V180H147V178H149V180L146 182V186L148 185L149 188H148V187H147V188H148V191H151L150 194L153 193V195H154L155 192H157V190H158V189H157L156 191L152 192V190H154L155 188H157V184H155L156 182H154L153 180H155V177H156V179H157V176H158ZM188 173H189V174H188ZM198 173L201 174V175H199ZM150 174H151V173H150ZM150 174H149V176H150ZM183 174H184V176H182ZM194 174H195V176L198 175V177H197L196 179L193 177ZM156 175H157V176H156ZM180 175H181V176H180ZM4 176H5V178H4ZM4 176H2L3 178L1 177L0 179H5V181H6L7 183H8V182H9V183H8V184H7V183L5 184V181H0V182H1V183H0V199H1L0 202H1V203H4L5 200L7 199L6 202H7L8 204L6 203V204H7V205H6V204L4 203L6 206H5L4 204H0V208L3 209V208L6 207V210L4 209L3 211H5V212L8 213V214H7L6 216H4V218H3V222H4V220H5V222H4L5 224L1 221V222H2V224H1L2 227H1L0 232H1V231H4V232H5V231H11V230L14 229L13 231L16 232V233L14 232V233H15L14 235H16L17 233L20 234V235L17 234L16 236H14L15 239H18V238H20L21 236L23 237V236L26 235L25 237H23V238L21 237L20 239H18V242H17L18 244H22V243H24V244H23V247H24V245H25V246L27 245L26 247H28V243H29V241H30V240H33V238H34V239H35V238H36V239L38 238L37 240L39 241V243H43V240H42V239H44V237L41 236V234H40V236H39V233H35V232L32 233L31 230L29 231V229L32 228V226H29L28 224H30V223H29L30 221H31V223L34 221V220H33V217H32V219H31V218H30L31 216H25V214H24V216H22V215L20 214L21 217H22V219H21L20 215H18L19 213H21V211H20V209H19L20 205H18V207L16 208V206H17V204H18V202H17L18 199H17V196H15V197H16V198H15V197H14V194H13L14 192L17 193L18 189L13 188V189H12V191L14 190L13 193H12V191H11V189H10V188H11L10 181H12V182H11V183L13 184L12 186H14V182L17 180V177L13 180V178H14L13 176H10L11 179H10L9 176L6 175V174H4ZM6 176H8V180H7V177H6ZM187 176L190 177V178H187ZM12 177H13V178H12ZM161 177H163V176H161V175L159 176L160 180L162 181L163 178L161 179ZM164 177H165V175H164ZM185 178H186V180L184 181L183 179H185ZM165 179H166V180H167V179L169 180V178H167V176L165 177ZM165 179H163L162 182H165V181H164ZM193 179H195L196 181L194 182ZM151 180H152L153 182L150 183ZM168 180H167V182H168ZM182 180H183V181H182ZM189 180H190V181H189ZM226 180H227V178H226ZM13 181H14V182H13ZM161 181H160V182H161ZM181 181L183 182V184H181V183H182ZM216 181H217V179H216ZM180 182H181V183H180ZM187 182H188V183H187ZM189 182H190V183H189ZM191 182H192V183H191ZM219 182L222 183V181H219ZM148 183H149V184H148ZM9 184H10V185H9ZM151 184H152V186H150ZM154 184H155V186H154ZM179 184H181V185H179ZM184 184H185V186H187L186 188H187V191L189 190L188 192L185 190V189H186L185 186L183 187ZM186 184H187V185H186ZM226 184H227V182L224 183V184H222V186L224 185V186H223L224 188L221 186V187H222L221 190H223L224 192H220V194H224V193L227 192L228 190L234 188V184L231 185L232 183H228L227 185H228L229 187H228ZM7 185L10 186V187L8 188ZM189 185H190V186H189ZM220 185H221V184H220ZM220 185H218V186L216 185L217 188H218ZM230 185L232 186V188L230 187ZM4 186H5V187H4ZM226 186H227V187H226ZM6 187L8 188V190H7ZM179 187H181V189L178 190ZM4 188H5L6 190H5ZM188 188H189V189H188ZM190 188H192V189H190ZM193 188H194V189H193ZM217 188H216V191L218 190V192H219V189H217ZM225 188H226V190H225ZM213 189H214V188H213ZM15 190H16V191H15ZM68 190H69V189H68ZM180 190H181V191H180ZM182 190H183V191H182ZM214 190H215V189H214ZM221 190H220V191H221ZM8 191H10V192H8ZM169 191H171V192H169ZM174 191H175V192H174ZM176 191H178V192H176ZM2 192H3V193H2ZM69 192L72 193V195H74V194L78 195L77 190H70ZM179 192H180V193H179ZM181 192H182V193H181ZM186 192H187V193H186ZM1 193H2V194H1ZM9 193H11V195H10ZM2 195H3V196H2ZM4 195H5V196H4ZM76 195H74V196H76ZM153 195L151 194V197H152ZM10 196H13L12 198H14L16 201H15L14 199L12 200V198H11ZM167 196H166V197H167ZM173 197H175V198H173ZM197 197H198V196H196V198H197ZM9 198H11V199H9ZM171 198H173L174 200L171 201V200H172ZM176 199H177V198H176ZM197 199L199 200V197H198ZM8 200H9V201H8ZM85 200L87 201L86 198L83 199V201H85ZM193 201H194V200H193ZM16 202H17V204H15ZM144 203H145V202H144ZM144 203H143V205H144ZM9 204H10L11 206H13V207L9 206ZM147 204H148V203H147ZM162 204H164V203H162ZM14 205H15V206H14ZM38 205H39V204H38ZM196 205H197L196 208L193 209L190 213H188V215H189L188 217L193 218V215H194L195 218H197L198 215L201 213V211H203V210L207 207L205 200H203L202 202H200V205H199V206H198L197 203H196ZM3 206H5V207H3ZM141 206H142V205H141ZM146 206H147L146 204H145V206H143L144 209H142V211H145L146 208H149L148 206H147V207H146ZM7 207H8L9 210H7ZM9 207H10L11 209H10ZM18 209H19V210H18ZM11 210H12L14 213L17 212V211H19V213H16L17 215H16V214L14 215V213H13ZM152 210H154V209H152ZM194 210H195V212H194ZM7 211H8V212H7ZM140 211H141V210H140ZM189 211H190V210H189ZM10 212H11V213H10ZM193 212H194V214H193ZM12 213H13V214H12ZM63 213L65 214V212H63ZM196 213H197V214H196ZM215 213H220V211H219V210H215ZM191 214H192V215H191ZM11 215H12V216H11ZM13 215H14V216H13ZM8 216H9V217H8ZM16 216H17V218L20 217V218H19V219L21 220V221L19 220L20 222L17 220ZM220 216H221V215H220ZM13 217H15V218H13ZM28 217H29V219H28ZM9 218H10V220H7V219H9ZM47 218H48V217H47ZM27 219H28V220H27ZM30 219H31V220H30ZM48 219H49V218H48ZM14 220H16V221H14ZM32 220H33V221H32ZM11 221H13V222L11 223ZM22 221H23V222H22ZM45 221H46V220H45ZM54 221L56 222L57 220L53 219V222H54ZM14 222H15V223H14ZM17 222H18V225H17ZM21 222H22V223H21ZM60 222H62V221H60V220H59V222L57 221V223H55L54 226L56 227V225H57V227H59V228H62V226H63V228H64V226H65L64 223H60ZM7 223L9 224L8 226H7ZM13 223H14V224H13ZM24 223H25V224H24ZM32 224H33V223H32ZM94 224H96V223H93V222L91 223V225H94ZM224 224H225V223H222L221 225L223 226ZM3 225H4V226H7V227H11V228H13V229L10 228V230H9V228H5V227L3 228ZM13 225H16L17 227L19 226V228L21 227V229L19 230V228L15 227V226L13 227ZM26 226H27V227H26ZM60 226H61V227H60ZM70 226H71V227H69V226L66 225L65 228L67 227V229H70V230H72V231L74 230L73 232H77V233L79 232L78 230H75V227H74V226H72V225H70ZM222 226H220V227H222ZM68 227H69V228H68ZM72 227H73V228H72ZM2 228H3V230H2ZM15 228H16V229H15ZM26 228H27V229H26ZM71 228H72V229H71ZM77 228H78V227H76V229H77ZM100 228H101V227H100ZM100 228H98V229H99V231L101 232V230H103V228H102V229H100ZM18 230H19V231H18ZM24 230H25V231H24ZM173 230H174V225L171 226L170 229H166V230L160 232V234L165 236V235H167L169 232H172ZM218 230H219V229H215L213 234L215 235L216 233H218ZM23 231H24V232H23ZM28 231L31 232L32 234L27 233ZM4 232H1V233H4ZM20 232H21V233H20ZM1 233H0V235H1ZM169 234H170V233H169ZM17 236H18V238H17ZM19 236H20V237H19ZM27 236H28V237H27ZM32 237H33V238H32ZM41 237H43V238H41ZM25 238H26V239L28 238V240L26 241ZM30 238H31V239H30ZM39 238H40V239H39ZM105 238H106V236L103 237L102 241L105 240ZM24 239H25V240H24ZM221 239H222V238H217V237H215L214 240H215V244H216L217 246H219V244H221V242H220V241H222ZM21 240H22V241H21ZM44 240H45V239H44ZM16 241H17V240H16ZM19 241H21L22 243H21V242L19 243ZM23 241H24V242H23ZM13 243H14V242H13ZM13 243H12V244H13ZM18 244H17V245H18ZM8 245H9V246H8ZM13 245H14V246L11 245V247H12V248H11V247H10V244H7V246L10 247V248L12 249V250H11V249L9 250V248L6 249L7 246H6L5 243H3L2 245H0V246H1L0 251H2V252H6V251L13 252V251H15L14 248H16V246H17V245H16V242H15V244H13ZM15 245H16V246H15ZM168 245H169V243H165V244H164V247L166 248V249H164V250H165V251H164V252H165L164 254H165V257H166V258H167V256H168L169 254H170V256H171V254H172L171 251H168V249H167ZM5 246H6V247H5ZM2 247H3V248H2ZM79 247H80V246H79ZM108 248H109V247H108ZM226 248H229V247H226ZM5 250H6V251H5ZM166 250L168 251V253H167ZM106 251H108L107 248H104L103 250L100 251V253H103V252H106ZM142 252H143V251H142ZM142 252H140V253H142ZM166 253H167V254H166ZM138 254H139V253H138ZM125 255H126V256H125ZM125 255L123 254V257H121V258L113 257L114 260H115V263L113 262L114 260H112L113 258L110 259V261L112 260V262H111L112 264H124V260H123V259H125V258H126V259H127V258H130V257H128L127 252L125 253ZM66 256H67V255H64V257H63V256H62V257H63V258H66ZM170 256H168L169 259H170ZM95 258H96V256H94V259H92L94 262H96V261H95ZM0 259H1V257H0ZM25 260L27 261L26 263H28V264H31V263H32V262L29 261L27 258H26ZM118 260H119V261H118ZM122 260H123V261H122ZM116 261H117V262H116ZM137 261H138V260H135V261L132 260V261L130 262V264H135ZM106 262H108V261H104L103 263L101 262V263H99V264H107ZM0 264H1V263H0ZM3 264H5V263H3ZM109 264H110V262H109ZM136 264H137V263H136Z\"/></svg>",
	"mask_w": 264,
	"mask_h": 264
}]
</instances>
